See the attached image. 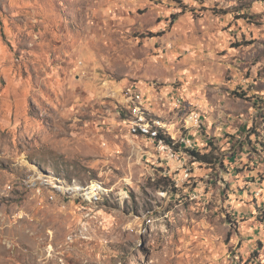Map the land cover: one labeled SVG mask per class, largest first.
I'll use <instances>...</instances> for the list:
<instances>
[{
    "label": "rangeland",
    "instance_id": "1",
    "mask_svg": "<svg viewBox=\"0 0 264 264\" xmlns=\"http://www.w3.org/2000/svg\"><path fill=\"white\" fill-rule=\"evenodd\" d=\"M0 264H264V0H0Z\"/></svg>",
    "mask_w": 264,
    "mask_h": 264
},
{
    "label": "trees",
    "instance_id": "2",
    "mask_svg": "<svg viewBox=\"0 0 264 264\" xmlns=\"http://www.w3.org/2000/svg\"><path fill=\"white\" fill-rule=\"evenodd\" d=\"M152 135V137H154L156 139V141L158 142L159 140H163L165 143L167 144H171L174 145L175 149H177V151L180 150V144L178 142H176L173 138H171V136H168L166 132H164V130L162 129H156L153 130L152 128L150 130H148ZM187 151L190 152L191 154H193L194 156H196L198 159L202 160V161H210V157L212 155V151L208 152L206 154H201L200 151L196 150V149H191V148H187Z\"/></svg>",
    "mask_w": 264,
    "mask_h": 264
},
{
    "label": "bare ground",
    "instance_id": "3",
    "mask_svg": "<svg viewBox=\"0 0 264 264\" xmlns=\"http://www.w3.org/2000/svg\"><path fill=\"white\" fill-rule=\"evenodd\" d=\"M158 142H163L164 144H166V145H168V146H170V147H173V148H175V147H174V145L167 144V143H165L163 140H159Z\"/></svg>",
    "mask_w": 264,
    "mask_h": 264
},
{
    "label": "built area",
    "instance_id": "4",
    "mask_svg": "<svg viewBox=\"0 0 264 264\" xmlns=\"http://www.w3.org/2000/svg\"><path fill=\"white\" fill-rule=\"evenodd\" d=\"M168 152L172 153V148L171 149H167Z\"/></svg>",
    "mask_w": 264,
    "mask_h": 264
}]
</instances>
